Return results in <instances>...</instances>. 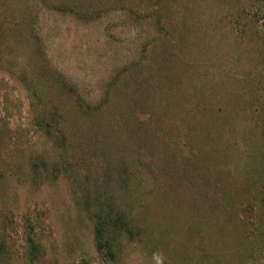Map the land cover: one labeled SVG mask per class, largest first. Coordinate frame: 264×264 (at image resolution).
Instances as JSON below:
<instances>
[{"label": "rangeland", "instance_id": "rangeland-1", "mask_svg": "<svg viewBox=\"0 0 264 264\" xmlns=\"http://www.w3.org/2000/svg\"><path fill=\"white\" fill-rule=\"evenodd\" d=\"M0 264H264V0H0Z\"/></svg>", "mask_w": 264, "mask_h": 264}, {"label": "trees", "instance_id": "trees-1", "mask_svg": "<svg viewBox=\"0 0 264 264\" xmlns=\"http://www.w3.org/2000/svg\"><path fill=\"white\" fill-rule=\"evenodd\" d=\"M112 223L111 216L97 217V223L95 227V240L98 248L106 250L109 254L113 253L112 245L110 241L112 238L107 234V224ZM33 249L36 248V244L33 242Z\"/></svg>", "mask_w": 264, "mask_h": 264}]
</instances>
